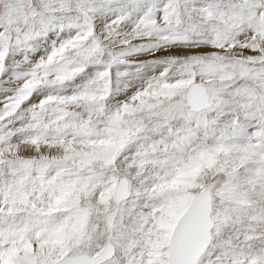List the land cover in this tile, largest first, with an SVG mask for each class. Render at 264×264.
<instances>
[{"label":"snow or ice","instance_id":"snow-or-ice-1","mask_svg":"<svg viewBox=\"0 0 264 264\" xmlns=\"http://www.w3.org/2000/svg\"><path fill=\"white\" fill-rule=\"evenodd\" d=\"M0 264H264V0H0Z\"/></svg>","mask_w":264,"mask_h":264}]
</instances>
